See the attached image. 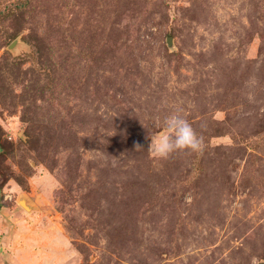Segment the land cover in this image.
Returning <instances> with one entry per match:
<instances>
[{
	"label": "rangeland",
	"instance_id": "obj_1",
	"mask_svg": "<svg viewBox=\"0 0 264 264\" xmlns=\"http://www.w3.org/2000/svg\"><path fill=\"white\" fill-rule=\"evenodd\" d=\"M0 264H264V0H0Z\"/></svg>",
	"mask_w": 264,
	"mask_h": 264
},
{
	"label": "clouds",
	"instance_id": "obj_2",
	"mask_svg": "<svg viewBox=\"0 0 264 264\" xmlns=\"http://www.w3.org/2000/svg\"><path fill=\"white\" fill-rule=\"evenodd\" d=\"M201 149L202 139L191 122L178 112L165 118L160 133L151 137L149 145L151 153L162 159L176 151L198 152Z\"/></svg>",
	"mask_w": 264,
	"mask_h": 264
},
{
	"label": "water",
	"instance_id": "obj_3",
	"mask_svg": "<svg viewBox=\"0 0 264 264\" xmlns=\"http://www.w3.org/2000/svg\"><path fill=\"white\" fill-rule=\"evenodd\" d=\"M170 39V38H169ZM168 42H169V40H168Z\"/></svg>",
	"mask_w": 264,
	"mask_h": 264
}]
</instances>
